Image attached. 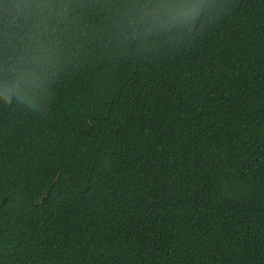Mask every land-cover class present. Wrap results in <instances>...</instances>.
Returning a JSON list of instances; mask_svg holds the SVG:
<instances>
[{
    "label": "trees",
    "instance_id": "obj_1",
    "mask_svg": "<svg viewBox=\"0 0 264 264\" xmlns=\"http://www.w3.org/2000/svg\"><path fill=\"white\" fill-rule=\"evenodd\" d=\"M0 264H264V0H0Z\"/></svg>",
    "mask_w": 264,
    "mask_h": 264
},
{
    "label": "clouds",
    "instance_id": "obj_2",
    "mask_svg": "<svg viewBox=\"0 0 264 264\" xmlns=\"http://www.w3.org/2000/svg\"><path fill=\"white\" fill-rule=\"evenodd\" d=\"M15 97L16 102L32 107L35 104V97L29 96L28 92H25L23 89L18 87L15 83L11 87H6L0 91V102H3L5 105H11Z\"/></svg>",
    "mask_w": 264,
    "mask_h": 264
}]
</instances>
